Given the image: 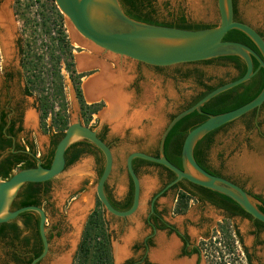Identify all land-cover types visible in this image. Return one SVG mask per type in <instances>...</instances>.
<instances>
[{"label": "rangeland", "instance_id": "rangeland-1", "mask_svg": "<svg viewBox=\"0 0 264 264\" xmlns=\"http://www.w3.org/2000/svg\"><path fill=\"white\" fill-rule=\"evenodd\" d=\"M50 4L51 0H16L13 9L15 12L12 14L9 10L11 23L16 33L15 36L18 38L19 47H21V51L23 50L24 53V56L22 57L21 55V57L24 60L26 59L24 62L31 59L34 54H37V56L46 55L53 47L52 38L54 36L55 23ZM152 4L156 9L155 16L160 21H172L174 20V16L181 11L194 22L213 26L219 23L217 0H154ZM251 5H256L258 9L264 10V0L239 1L237 7L239 16L260 28L261 23L258 22L259 20L254 15L255 13H250L253 11L250 9ZM64 28L67 32L65 18ZM69 41L71 42L70 38ZM76 48L74 49L75 52L79 51ZM47 56L44 58L45 62L47 61ZM11 57H13V64H16L19 56L13 54ZM109 66L110 71L113 72L122 69V75L126 80L124 92L132 98L128 112L138 110V108L145 109L144 111L148 108L147 111L153 110L151 114L152 118H142L140 123L134 127L135 129L133 127H125L121 133H114L109 123L101 118V113L107 107L105 101L101 98L98 100H102L104 106L92 115L88 123V125L97 131L103 125L106 126V137L111 143L113 151V173L109 180V187L113 196L118 198L126 188L124 168L126 155L132 151L143 149L159 151L161 133L169 119H171V116L178 113L182 109L181 107L201 90L196 83L197 75H205V79H207L209 84H216L220 80L228 81L229 77L234 75V71L222 62L218 63L217 61L211 64L184 63L158 69L128 59L122 66H116L110 60ZM77 70L81 71L78 68ZM22 71V74L26 75L25 69ZM61 74L63 76V91L67 102L69 123L75 119L76 115L83 122L84 120L81 116L72 82L63 67L61 68ZM85 78L87 77H84L82 82ZM38 95V92L34 91L28 97L29 107L27 114L28 112H32L35 118V123L31 124L33 126L31 128L35 129H30V131H33V134L29 135V139L35 142L36 153L43 154L48 149L49 137L51 134L57 132V130L51 127L39 126V113L35 112V108L33 107V103H36ZM85 101L93 103L96 100L88 102L85 99ZM25 124L29 125L27 121H25ZM49 124L50 117L46 120V125ZM259 133L264 134V108L261 110L259 116V127L254 126L247 129L242 121L238 120L215 134L213 143L208 151V163L212 168L240 181L245 188L252 192L264 194V139L260 137ZM140 138L144 140L142 144L138 143ZM84 161H89V166L85 171L79 168ZM94 167L95 163L92 157L83 156L73 164L67 166L60 176L51 181L49 185L50 191L46 196L48 200L47 202L42 200V203L47 210V227L56 225V230L49 241L51 252L40 264H58V260L62 257L67 258V264H75L73 257L80 239L82 227L89 212L96 207L98 202L95 193L97 179ZM157 170L155 167H149L139 174L141 185L139 213L141 211L144 212L150 193L158 186L156 178ZM75 177L78 179L76 187L65 184V181ZM148 184H151V189L149 190L146 186ZM76 191L79 193L75 197V200H70L68 196L74 195ZM87 194H89L91 206L85 209L78 225L77 234L74 236L75 229L70 217L71 204L73 202L78 203ZM162 201L163 199L159 200V202ZM169 207H171V204H169ZM195 208L196 206H193L188 210L186 216H181L177 221H180L184 217L192 218ZM103 217L107 222L108 231L110 232V248L113 246V256L115 257V245L121 243L122 237L128 231L135 230L137 233L139 223L133 218L134 226L128 225L121 232L117 230L114 233L116 226L113 224L114 221H112L110 215L104 212ZM215 218L213 224L215 223ZM130 220L129 218L128 221ZM244 225L245 222H238L242 233L244 232ZM187 226L189 232H192L193 228L189 224ZM73 239L75 240L74 243H72ZM244 241L245 244L250 246V236L245 235ZM259 242L260 244H257L255 247L256 256L264 264V233L260 234ZM6 250L7 247L3 242H0V264H12L11 262L7 263L4 252ZM201 264H204L203 260Z\"/></svg>", "mask_w": 264, "mask_h": 264}, {"label": "flooded vegetation", "instance_id": "flooded-vegetation-1", "mask_svg": "<svg viewBox=\"0 0 264 264\" xmlns=\"http://www.w3.org/2000/svg\"><path fill=\"white\" fill-rule=\"evenodd\" d=\"M149 1L151 3V7L145 8L144 12H150V16L156 19L158 22H164V23L173 22L176 18L183 15L190 23L198 24V22L191 21L181 11L178 12L174 16V20L172 21H168V22L160 21L155 16L156 9H155V6L152 4L154 0H149ZM232 1H233V7H234V19L249 24L264 39V22H263L264 21V10L258 9L256 5H251L252 7L250 8L251 10H253L250 13L251 14L255 13L254 15H256V18L259 20L258 22L261 23V27L259 28L245 21L242 17L239 16V11L237 8L238 2L239 1L244 2L245 0H232ZM246 1L248 2V0ZM15 3H16V0H0V8H1L0 11L3 10L2 8H4V10L7 11V14L9 15V18H10V22H11V17H10L9 10L11 11L12 14L15 12L13 11ZM122 9L125 12L124 7H122ZM10 24H11V33L9 36L8 34H6L5 28H3L0 25V36H1L2 41L4 42V45H3V43L0 40V148L4 147V149L0 152V160L4 158L5 156H7L8 153L11 152V153L16 154V156L27 155L28 157H34V160L36 161V163L39 160L42 165H47L48 162L50 165L51 160L53 158V156L51 158V152L55 149L53 148V142L57 138L56 136H58V133L55 132L54 134H51V136L49 137V140H48L49 145L45 153L43 154L35 153V155H33L32 152H30V149H29L30 145L33 144L35 146V142L29 139V135L31 133L33 134V131H30V129H35V128H31L33 127L31 123H28L29 125L25 124L27 109L29 107L28 97L30 95L27 94L28 83L26 81V75L22 74L23 73L22 70L24 69L23 67L24 59L22 57L24 56V53H23V50L21 51V47H19V41H18V38H16L15 36L16 33L13 29L12 23ZM253 44H254L253 46H248V45L247 46L253 51H255L260 57H262L256 44L254 42ZM73 48L75 49L74 46ZM74 49L72 53H73L75 69L78 73L83 74L81 78V84H82V79L84 77H88L90 75L99 73L100 69L94 68L89 71L83 70L79 72L76 68L77 65L75 61V50ZM76 52H81V51L79 50ZM13 54H17V56H19V59L16 64H13L12 62L13 57L10 58V56ZM235 56H238V55H235ZM238 58H239L240 65L239 63L232 62L229 60H218L217 61L218 63L222 62L225 66L230 67L234 71V75L230 76L229 77L230 79L239 76L243 67H245V71H246L245 61L240 56H238ZM251 58H252L253 70L255 74L262 67H259V62L255 57L251 56ZM254 61H257L256 69H254ZM198 62L201 63L200 61ZM214 62L215 61H212L209 63L205 62L203 64H211ZM137 63L144 64L141 62H137ZM144 65L150 66L147 64H144ZM151 67L159 69V68H166L169 66H166V67L151 66ZM201 78H203L202 80L203 82L208 83L207 79H205V75H202ZM196 83L201 88V90L197 93L199 94L200 92L203 91V87L201 84H199L197 80H196ZM193 97L190 98L181 108H184L187 104H189L191 100L193 99ZM93 103H101L102 104L101 108L104 106V103L102 102V100L93 102ZM33 107L35 108L34 109L35 112L39 113L38 124L40 126L41 119H40L38 99L36 103H33ZM263 108H264V103L259 108L254 109V111L252 110L253 112L250 111L246 113L245 115H243L242 117L232 122H229V124L227 123V125L221 128L219 131L223 130L225 127L231 125L232 123L238 120H241L247 129H250L254 126L259 127V116ZM87 126H90V125L87 124ZM46 127L48 128L51 126L49 124V125H46ZM219 131H217L216 134ZM106 134H107L106 126L103 125L97 131V135L112 150L111 143L107 140ZM259 135L260 137L264 139V134L259 133ZM79 141H82V143L79 145H76L73 148H70L67 152L65 151L66 152L65 161L73 157L75 154L79 155L76 161L79 160L83 156H91L93 159V162L95 163L94 172H95L96 179L98 180V178L100 177L103 171V167H104L103 153L91 142L85 139H82ZM143 141L144 140L140 138L138 143L142 144ZM140 151H143L149 154L159 155L158 150L150 151L147 149H143ZM134 165L136 168V171L134 172L136 173L138 178H139L140 172L146 170L147 168L149 167L157 168L158 170H157L156 178H157L158 186L153 192L150 193V196L146 202V208L144 212L141 211L139 213V207H140L139 205L136 212L128 217H118V216L108 213L110 217L112 218V221H114L113 224L116 226V229H114V233L117 232V230L118 231L120 230L121 232L128 225L134 226L133 218H135L139 223L137 233L134 230H130L127 232V233L133 232L136 234H134V237L127 245V250H128L127 256H125L122 260H120L118 264H163L162 260H160V258L157 257L156 253L161 250L165 251L166 249L169 248V245L173 243H176V245L172 250L171 248L169 249L170 250V258H169L170 262L179 263L182 261H192L193 264H201L203 260L204 264H209V256L211 255L210 250L212 248V245L213 244L221 245L223 243L225 244L226 242H229L232 244L231 246H232L233 252L230 251L229 255H231L233 259L235 257H238L239 260L243 261V263L245 264H247L248 261L250 262V264H263L261 263L260 258L256 256L255 247L257 246V244H260L259 236L261 233H264V226L257 225V222L255 219L247 216L244 212H242L239 208H237L234 205V203H231L225 200L221 195L212 193L208 191L209 189H205L204 187L201 188L196 185H193V183H190L184 179L179 180L173 185L169 186V184L175 180V176H173L169 171H167L161 166L141 164L140 161H135L133 163L132 161V167H134ZM204 165L207 167V169L210 172L216 173L219 176L224 177L234 182L235 184L239 185L242 189H244L249 195L253 196L257 200L256 206L258 209L259 207L263 206L264 194L254 193L251 190L245 188V186H243V184L240 181L232 177H229L221 173L220 171L212 168L208 163V153L206 155V160H205ZM124 168H125V174H126V188L118 196V198H115L113 196L110 190V187H109V180L112 177L113 169H112V172L109 178L107 179L104 185V192H105L107 199L109 200V202L115 209L121 210V211L129 209L133 203V198H134L133 181L130 175L128 174V171L125 166ZM51 181L52 180L41 182L40 187H39L40 191L37 194L39 198H41L42 200L46 202L48 200L46 197L47 195H45L43 191L46 187H48V185H50ZM182 192L185 194V198L187 200V208L184 212H177L176 207H177L180 193ZM78 193L79 192L76 191L74 195L72 196L69 195L68 198L70 200H75V197L77 196ZM160 199H163V201L159 202ZM76 204H74L71 207L70 215L76 212V210H74V206ZM169 204H171V207H169ZM83 206L84 208H82V210L78 211L77 213V217H78L77 226H74L72 222L74 229H75L74 236L77 234L78 225L82 219L85 209L89 208L91 206V203L89 202L87 204H84ZM193 206H196V208H195L194 214L192 215V218L184 217V218H181L180 221H177V219L180 218L181 216H184V215L186 216L188 210L191 209ZM40 207L45 211L46 216H47V210L44 207L42 202H41ZM96 207H98V202H97ZM96 207L94 209H96ZM99 207L103 209V213L106 212L102 204ZM11 208H13V205H11ZM94 209H92L89 212L88 216L86 217V221L82 227V231L79 236L80 239L77 244L75 255L78 251L87 219ZM29 212H30L28 213L29 215L26 217H23V218L18 217L17 219H14L16 220V223H17V226L20 232L19 238L20 240L26 239L28 241L27 246L18 247V242L16 241L13 242V245H12L13 248H10L9 246H6L4 244L6 247H8L7 250L4 252L6 255V259L10 260L9 263L11 262L12 264H16L11 259L12 252L19 253L21 256L30 258V257H33V255L36 252L38 251L42 252L43 250V242H42V238L39 232V216L37 213L33 211H29ZM129 218L132 221L131 220L128 221ZM214 218H215V223L213 224ZM238 222H245L243 233L241 232V229L238 226ZM187 224H189V226L193 228L192 232H189ZM105 226H106V233L108 235V240H109L110 232L108 231V226H107L106 221H105ZM46 229H47L46 237L49 243L51 237L55 233L56 225L47 227V223H46ZM245 235L250 236L251 238V241L249 243L250 246L245 244V241H244ZM74 242L75 240L73 239L72 243ZM117 245H122V240H121V243ZM111 248H110V252H111L112 262L113 264H116L115 257L113 256V246ZM50 252H51V249L49 245V252L47 256L49 255ZM74 257H73V262H74ZM44 259H42L38 264H40ZM60 259L66 260L65 264H67L66 257H62ZM60 259L58 260V264H59Z\"/></svg>", "mask_w": 264, "mask_h": 264}, {"label": "water", "instance_id": "water-1", "mask_svg": "<svg viewBox=\"0 0 264 264\" xmlns=\"http://www.w3.org/2000/svg\"><path fill=\"white\" fill-rule=\"evenodd\" d=\"M54 2L63 14L67 26L73 27V31L76 33L74 37L79 45L77 48L81 52L90 53L87 62L90 66L94 64V61L103 60L107 54L114 58L111 62L116 66H122L125 61L130 59L157 67L198 62L225 55H238L245 61L246 71L241 77L216 87L191 107L180 110L169 119L160 136L158 156L143 151H132L126 155L125 167L134 185L133 203L127 210L115 209L104 192L105 182L113 169L112 150L98 137L97 130L84 125L77 115L58 140L48 167H43L38 160L34 167L14 170L8 178L0 179V223L12 221L26 211H33L39 216V232L43 250L32 259L30 264H38L49 252V243L46 237L47 216L40 206L27 205L12 209V202L24 184L41 183L60 176L67 167L66 149L82 139L91 142L103 153L104 167L97 180L95 192L103 208L109 214L128 217L138 209L141 201V185L132 167V161L135 158H140L162 165L173 172L175 180L169 186L184 179L195 185L214 190L230 197L253 219L264 223V213L257 208V200L253 196L234 182L203 169L193 156L196 142L207 132L259 108L264 103V86L260 93L248 103L228 112L208 115L206 120L189 130L182 143V168L168 161L163 153L165 136L180 118L193 110L199 111L200 107L212 97L248 81L254 75L251 56L258 60L259 67L264 70V39L249 24L234 19L233 1L217 0L219 23L213 27L198 30L149 24L135 20L126 15L119 0H54ZM231 29H238L245 33L256 44L262 57L241 42L223 40L225 34ZM0 40L4 45L1 36ZM109 61L105 60V67L108 69ZM94 68L101 70L100 67ZM74 204L76 202H73L71 207Z\"/></svg>", "mask_w": 264, "mask_h": 264}, {"label": "trees", "instance_id": "trees-1", "mask_svg": "<svg viewBox=\"0 0 264 264\" xmlns=\"http://www.w3.org/2000/svg\"><path fill=\"white\" fill-rule=\"evenodd\" d=\"M119 2L122 7H124L126 15L141 22L188 30H198L213 27V25L208 24L190 23L183 15L176 18L173 22H158L156 19L150 16V12H144L145 8L151 7V3L149 0H119ZM50 5L51 11L54 15L55 28L53 30L54 36L52 38L53 47L49 50V52L46 53V55H48L47 61H44L46 55L37 56V54H34L31 59L27 60V62H23V67L26 71V81L28 83L27 94L32 95L34 91H37L39 94L38 102L41 125L43 127H46V120L48 117H50V126L57 130L58 136H56L57 138L53 142V148H55L60 136L69 125L67 102L63 91V76L61 74L62 67L67 71L69 79L72 82L75 96L79 104L81 116L84 120V124L87 125L89 123L92 115L99 111L102 104L87 103L85 101L81 88V78L83 74L78 73L75 69L72 53L74 48L71 45L64 28V16L56 7L54 0H51ZM223 40L241 42L248 46L254 45L253 41L245 33L238 29L229 30L225 34ZM218 60H229L232 62L239 63V58L235 55L219 56L200 62L209 63ZM256 67L257 61H254V69H256ZM244 73L245 67H243L239 76L231 78L228 81H233L241 77ZM201 77L202 74H198L196 80L199 82V84L202 85L203 91L194 96L191 102L181 110L191 107L207 93H209L216 87L228 82L220 80L216 84H209L203 82V78ZM263 86L264 70L260 68L248 81L217 94L216 96L212 97L210 100L205 102L200 107L199 111L193 110L192 112L180 118L170 128V130L165 136L163 142V153L166 159L177 167L182 168V143L188 131L196 125L202 123L204 120H206L208 115H217L224 112H228L248 103L260 93ZM173 116L174 115H172L171 118ZM225 125L207 132L196 142L193 148V156L195 161L203 169L216 176L219 175L210 172L204 165V163L206 160V155L213 143L214 135ZM81 143L82 141L74 142L67 148L66 152L70 148H73ZM3 149L4 147H1L0 152ZM29 149L30 152L35 155L36 151L35 146L33 144L30 145ZM53 153L54 150L51 152V158L53 156ZM151 155L158 156L157 154ZM78 156V154H75L70 159H67L66 166H69L74 163ZM135 161H140L141 164L161 166L167 171H169L173 176H175L173 172H171L162 165L152 163L140 158H135L133 160V163ZM35 165L36 161L34 160V157H28L27 155L16 156V154L10 152L7 156L0 160V179L8 178L14 170L20 168L34 167ZM42 166L48 167L49 162L47 165ZM133 169L134 171H136L135 165ZM39 187L40 183L24 184L12 203V209H17L27 205L40 206L42 199L39 198L37 195L40 191ZM49 191L50 188L48 185V187H46L43 192L45 195H47ZM208 191L221 195L225 200L234 203L237 208H239L247 216L251 217L239 204H237L230 197L211 189H209ZM99 206H101V203L98 201V207H96V209L92 211V213L87 219L78 251L74 257L75 264H113L108 235L106 233L105 221L103 218V209H101ZM186 208L187 200L185 198V194L182 192L180 193L178 199L176 211L184 212ZM259 210L264 213V204L263 206L259 207ZM28 213L30 212H23L18 217H26L29 215ZM255 220L257 222V225L264 226V223L257 219ZM19 233L20 232L16 220L0 223V242H3L6 246L13 248L12 245L14 241L18 242V247L27 246L28 241L26 239L20 240ZM231 245L232 244L229 242H226L225 244L223 243L221 245L213 244L210 250L211 255L209 256V264H245L243 263V261H240L238 257H235L233 259L232 256L229 255L230 251L233 252ZM40 252L41 251L36 252L33 257L38 256ZM33 257L26 258L24 256H21L19 253L12 252L11 259L16 264H29ZM9 261L10 260L7 259V263ZM247 264H250V262L248 261Z\"/></svg>", "mask_w": 264, "mask_h": 264}, {"label": "bare ground", "instance_id": "bare-ground-1", "mask_svg": "<svg viewBox=\"0 0 264 264\" xmlns=\"http://www.w3.org/2000/svg\"><path fill=\"white\" fill-rule=\"evenodd\" d=\"M2 9L3 10L0 11V25L3 28H5L6 34H8L9 36L11 33L10 18L9 15L7 14V11H5L4 8ZM68 27L70 26H67V32L71 40V43L73 44V46L78 47L79 45L75 41V37H74L76 36V33L73 31V27L70 28ZM89 54L90 53L75 52V61L77 68L79 70H88L94 67H100L101 70L99 73L89 76L83 80L82 82L83 94L88 102L98 100L101 98L105 101V103L107 104V108L101 113V118L109 123L112 131L114 133L115 132L121 133L125 127H133V128L136 127L140 123V120L144 117L152 118L151 114L153 110L151 109L150 111H147L149 108L146 111H144L145 109L143 110L138 108V110H133L131 112H128V108L132 103V98L127 93L124 92V85L126 83V80L122 75L123 73L122 69L121 70L118 69L119 71L113 72L110 71V69H108L107 67H105L106 66L105 60H112L114 58L107 54L103 60L94 61V64H91L90 66L87 64ZM156 120L158 121L157 117ZM26 121L27 123H31V124L35 123V118L33 113L28 112ZM88 166H89V161H84L79 168L80 170L85 171L88 168ZM77 180H78L77 177L72 179L70 178V180L65 181V184H67V186L76 187ZM146 186L148 190L151 189V184H148ZM89 202H90V197L89 194H87L85 195V197L82 198V200L79 203H77L74 206V210H76V212H74L70 216L72 218V222L74 226H77L78 211L82 210V208H84L83 205ZM134 234L136 233L129 232L125 234L121 239L122 245H116L114 247V255L117 262H120V260H122L125 256H127L128 254L127 245L134 237ZM175 245L176 243L170 244L169 248L166 249L165 251L161 250L156 253L157 257H159L160 260H162V263L163 264H193L192 261H182L179 263L170 262L169 249L171 248L172 250L175 247ZM65 261L66 260L64 259H60L59 264H65Z\"/></svg>", "mask_w": 264, "mask_h": 264}]
</instances>
